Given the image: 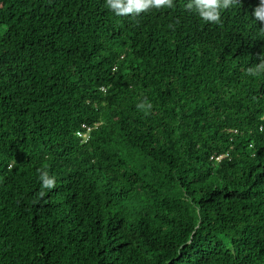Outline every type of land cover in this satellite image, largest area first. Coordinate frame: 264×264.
<instances>
[{
    "label": "trees",
    "instance_id": "16d2710c",
    "mask_svg": "<svg viewBox=\"0 0 264 264\" xmlns=\"http://www.w3.org/2000/svg\"><path fill=\"white\" fill-rule=\"evenodd\" d=\"M185 3L0 0V264H264L260 0Z\"/></svg>",
    "mask_w": 264,
    "mask_h": 264
},
{
    "label": "clouds",
    "instance_id": "9594fccd",
    "mask_svg": "<svg viewBox=\"0 0 264 264\" xmlns=\"http://www.w3.org/2000/svg\"><path fill=\"white\" fill-rule=\"evenodd\" d=\"M235 2L236 0H186L184 7L186 10L194 11L204 22L219 23L222 10L229 8ZM105 6L117 16H127L130 14L139 16L141 13H145L153 8L171 9L175 6V0H105ZM253 15L258 22L264 23V0H260V4L255 8ZM261 32L264 33V29H261ZM261 73H264V57L260 58V62L254 68L248 69V75L252 77ZM136 107L147 114L153 105L145 100L138 103ZM38 172H40V194L44 195V189L55 187L56 178L55 176H50L48 171L38 170Z\"/></svg>",
    "mask_w": 264,
    "mask_h": 264
},
{
    "label": "built area",
    "instance_id": "2783aa9c",
    "mask_svg": "<svg viewBox=\"0 0 264 264\" xmlns=\"http://www.w3.org/2000/svg\"><path fill=\"white\" fill-rule=\"evenodd\" d=\"M79 135H81V134H79ZM220 158H222V157L217 158V160H220Z\"/></svg>",
    "mask_w": 264,
    "mask_h": 264
}]
</instances>
